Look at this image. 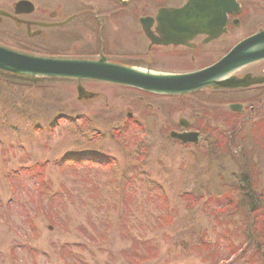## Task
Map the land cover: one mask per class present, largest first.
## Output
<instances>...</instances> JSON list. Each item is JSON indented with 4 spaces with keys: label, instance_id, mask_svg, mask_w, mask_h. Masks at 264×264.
Segmentation results:
<instances>
[{
    "label": "rangeland",
    "instance_id": "1",
    "mask_svg": "<svg viewBox=\"0 0 264 264\" xmlns=\"http://www.w3.org/2000/svg\"><path fill=\"white\" fill-rule=\"evenodd\" d=\"M183 2L129 0L120 14L153 15ZM243 3L249 27L231 33L264 27V0ZM130 21L114 24L134 33ZM86 87L101 95L89 108L77 103L73 83L33 88L0 79V264H264V123L238 134L232 153L218 144L225 110L219 97L194 99L211 145L182 148L168 137L173 120L189 114L177 110L181 102L157 97V109L149 110L141 107L151 100L136 90ZM111 99L115 112L102 108ZM112 167L129 174L121 175L130 180L119 198L109 173L103 176ZM90 178L99 179L100 198L89 197ZM247 228L258 238L242 250ZM142 240L159 251L147 262ZM232 246L241 252L229 259Z\"/></svg>",
    "mask_w": 264,
    "mask_h": 264
},
{
    "label": "flooded vegetation",
    "instance_id": "2",
    "mask_svg": "<svg viewBox=\"0 0 264 264\" xmlns=\"http://www.w3.org/2000/svg\"><path fill=\"white\" fill-rule=\"evenodd\" d=\"M91 2L89 0H0V45L46 56L93 59L102 56L108 62L115 61L137 68L177 74L212 65L227 54L237 42L258 29H264L258 26L243 34L231 33L239 30L241 26L249 27L244 21L246 9L243 0H238V12L227 14L225 31L219 36L210 38L207 35L198 34L183 43L154 44L145 36L140 24V18H153L154 15L120 14L122 7L127 5L129 0H95L94 4ZM128 18L132 19L130 22H133L136 28L134 33L129 27H127L129 32L123 30L125 25L114 24V19L124 21ZM116 28L122 29L119 31V36H114ZM154 28L153 22L150 29L156 36ZM210 51L212 52L211 60H209ZM229 77H234L233 82L238 81L240 85L203 89L188 95L173 96V98L138 91L151 100V102L144 101L141 108L146 107L152 110L156 107L157 109V97L167 101L173 100L175 103L181 102L177 104L181 105L176 107L177 110L181 113L186 109L189 114L186 118L173 120V131L196 133L200 140L197 145L202 142L204 146L210 147L209 132L204 126V119H201L198 113H193V110L199 108H193L192 100L206 99L209 102L210 96H218L222 110L225 109L221 116L222 126H220L218 144L221 142L222 147L228 144L236 152L238 149L234 150V144L236 145L234 138L241 140L237 137L238 134L251 132L253 128L258 127V124L264 123V58L237 67ZM81 84L85 87L86 84L98 85L99 90L105 93H109L112 90L109 88L113 87L127 88L97 81H82ZM86 88L90 89V87ZM124 97L125 94L121 95L122 100ZM119 100L117 99V102ZM97 102H92L87 107H93ZM114 104L112 99L105 100L102 108H109L112 112ZM127 116L130 118L131 112H128ZM176 143L183 147L192 148L193 146L192 143L178 141Z\"/></svg>",
    "mask_w": 264,
    "mask_h": 264
},
{
    "label": "water",
    "instance_id": "3",
    "mask_svg": "<svg viewBox=\"0 0 264 264\" xmlns=\"http://www.w3.org/2000/svg\"><path fill=\"white\" fill-rule=\"evenodd\" d=\"M236 0H187L178 8H160L157 12L156 30L167 42L186 34L207 33L217 35L223 31L227 12L237 9ZM264 57V30L239 42L216 65L200 72L183 75H152L117 63L75 60L29 55L0 47V72L47 79H92L130 85L146 91L165 94H184L214 83L215 76L238 65ZM215 87H218L216 85ZM78 98L87 92L77 87ZM187 134L173 135L187 141Z\"/></svg>",
    "mask_w": 264,
    "mask_h": 264
},
{
    "label": "trees",
    "instance_id": "4",
    "mask_svg": "<svg viewBox=\"0 0 264 264\" xmlns=\"http://www.w3.org/2000/svg\"><path fill=\"white\" fill-rule=\"evenodd\" d=\"M254 199V198H253ZM255 202V201H254ZM254 202H250V204L248 205V207L247 208H249V209H251V208H253V205H254ZM167 226H168V228L165 230L166 232H164V236H166L165 238H168V240H169V238L171 237V233H170V231L172 230V227H173V225H172V223L170 222V223H167ZM84 234L86 235V233L84 232ZM244 242H242V244H243V247L241 248L242 250H244L245 249V247H249V245H251V243H253L254 241V239H257L258 237H257V234L256 233H253L252 231H249L248 230V228L246 229V230H244ZM253 235L255 236V238L253 237ZM259 238H260V235H259ZM141 244H144V248H146L147 249V251H146V253H145V256L147 257V258H150V256H157L158 254V252L159 251H155L156 250V248H152L153 246L151 245V244H149L148 242L146 243V241L144 240V241H142L141 242ZM232 245V244H231ZM89 246V244H85L83 247H81L82 249H85V248H87ZM248 247H247V249L246 250H248ZM215 248V247H214ZM240 249V248H239ZM239 249H235L233 246L232 247H230V253H231V251L232 252H235V251H237V250H239ZM154 252H156V254L154 253ZM154 253V254H153ZM70 254V253H69ZM74 255V254H73ZM142 257H144L143 255H141ZM141 256H139V257H141ZM217 256H220V255H217ZM146 257L144 258V259H146ZM221 257V256H220ZM73 259V258H72Z\"/></svg>",
    "mask_w": 264,
    "mask_h": 264
}]
</instances>
